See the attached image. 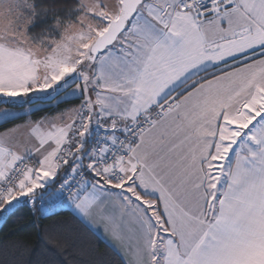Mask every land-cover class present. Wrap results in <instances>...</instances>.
<instances>
[{
  "label": "snow or ice",
  "instance_id": "6c2138e0",
  "mask_svg": "<svg viewBox=\"0 0 264 264\" xmlns=\"http://www.w3.org/2000/svg\"><path fill=\"white\" fill-rule=\"evenodd\" d=\"M63 214L118 264H264V0H0L13 264H108Z\"/></svg>",
  "mask_w": 264,
  "mask_h": 264
},
{
  "label": "trees",
  "instance_id": "16d2710c",
  "mask_svg": "<svg viewBox=\"0 0 264 264\" xmlns=\"http://www.w3.org/2000/svg\"><path fill=\"white\" fill-rule=\"evenodd\" d=\"M41 113L35 114L36 117ZM25 118V117H24ZM21 120L16 121L18 123ZM11 127V125H7ZM54 219L68 220L71 224L68 227L75 230L74 242L79 252L78 259L88 261L92 255L99 254L108 264H118L119 256L114 253L111 245H109L96 232H91L83 228L75 221L70 214H63ZM44 225L50 226L52 221H44ZM65 227V226H58ZM42 253L43 243L40 238V224H34L31 218L20 216L6 223L0 224V264H13L20 257L25 249ZM24 258H29V254L25 253ZM33 259L40 258L39 256L31 257ZM57 258H60L59 256Z\"/></svg>",
  "mask_w": 264,
  "mask_h": 264
},
{
  "label": "crops",
  "instance_id": "0c3cea01",
  "mask_svg": "<svg viewBox=\"0 0 264 264\" xmlns=\"http://www.w3.org/2000/svg\"><path fill=\"white\" fill-rule=\"evenodd\" d=\"M31 118L36 119L37 117L34 114ZM27 119H28V117L24 118V120H27ZM22 122H23V120L19 121L18 123H22ZM0 224H1V222H0ZM96 233L99 234L103 238V240H105L109 245H111L110 242L107 240L106 236L102 233V231L97 230Z\"/></svg>",
  "mask_w": 264,
  "mask_h": 264
}]
</instances>
